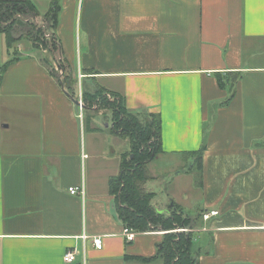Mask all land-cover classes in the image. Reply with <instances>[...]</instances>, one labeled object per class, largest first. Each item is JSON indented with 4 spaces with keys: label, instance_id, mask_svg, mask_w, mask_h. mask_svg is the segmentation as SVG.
I'll use <instances>...</instances> for the list:
<instances>
[{
    "label": "crops",
    "instance_id": "obj_1",
    "mask_svg": "<svg viewBox=\"0 0 264 264\" xmlns=\"http://www.w3.org/2000/svg\"><path fill=\"white\" fill-rule=\"evenodd\" d=\"M60 5L59 57L80 92L98 84L123 94L132 111L158 113V156L185 159L187 169L206 125L198 184L193 171L177 169L170 183L185 191L152 199L167 213L172 199L197 214L198 264H264V0ZM33 48L18 49L0 71V264H164L162 231L136 232L131 241L123 234L109 178L120 171L124 138L97 116L85 132L73 99ZM43 53L55 62L49 49ZM8 58L0 32V65ZM231 85L232 97L220 104ZM146 188L156 193L150 180ZM67 250L73 262L63 260Z\"/></svg>",
    "mask_w": 264,
    "mask_h": 264
},
{
    "label": "trees",
    "instance_id": "obj_2",
    "mask_svg": "<svg viewBox=\"0 0 264 264\" xmlns=\"http://www.w3.org/2000/svg\"><path fill=\"white\" fill-rule=\"evenodd\" d=\"M61 10L60 0H49V7L44 15L46 21H51L49 39H42V27L29 24L26 30V38H29L33 47L49 49L52 54H58L57 64L62 74L57 78L53 71H48L60 82L64 91L73 99L79 107L78 92L81 94L82 111L89 113L88 120L101 109H110L112 114V126L110 131L120 138L129 140V150L120 155V171L109 178V189L113 194L116 211L124 226L137 232L150 230L163 231L161 247L157 256L162 258L164 264H198L197 250L192 238L191 217L185 214L182 208L175 204L177 211L166 212L156 208L152 203L154 192L147 190L146 182L151 178L147 163L152 161L161 148V117L158 113L150 111H132L125 105L123 94L110 91L95 84V89L87 90L81 86V92L74 89L78 85L71 75V70L66 60L59 57L61 54L60 41L55 35L58 23V15ZM29 12L38 14L37 4L33 0H0V32L4 34L5 45L9 58L0 65L1 73L6 67L19 58L15 50L16 41L24 37L23 34L14 38L12 29L24 21L21 17ZM23 21V22H22ZM28 24V23H27ZM31 26V28H30ZM41 40H38V38ZM42 45V46H41ZM218 84L224 86L222 78L217 74ZM228 97L220 104H226L232 97L234 90L232 85L228 88ZM77 92V96H74ZM103 114V113H102ZM206 125L203 128V139L200 147L189 152L194 160L188 172L201 171V157L206 148ZM198 176V175H197ZM199 182V180H198ZM167 213V214H166ZM196 218V217H194ZM179 227L190 228L189 231L172 232ZM151 258H148L149 260Z\"/></svg>",
    "mask_w": 264,
    "mask_h": 264
},
{
    "label": "rangeland",
    "instance_id": "obj_3",
    "mask_svg": "<svg viewBox=\"0 0 264 264\" xmlns=\"http://www.w3.org/2000/svg\"><path fill=\"white\" fill-rule=\"evenodd\" d=\"M33 1L37 4L38 14H33V12H29L28 11L27 14H23L22 16L21 15H17V14L15 15V17L19 16L24 21V22L22 21L23 23H21V22L17 23L14 26V28L12 29V34H13L14 38L20 36L21 34L24 35V37H22L20 40L16 41L15 44H14V48L17 51H19V50L23 51L24 48L28 49L30 46H34L35 45V44L33 45L34 42L30 43L32 41L29 38H26V36H25L27 27H29L30 23H32L35 27H42V32L44 33V36L42 35V39H49V35H50V31H51V26H49V25L51 24V21H46L45 17H44V15L46 13V10L49 7V0H33ZM27 21H29L30 23L27 22ZM30 28H31V26H30ZM38 40H41V38L39 37ZM33 49H34V52L36 53V55L39 56L41 61L43 63H45L47 68L50 71H53L54 75L57 78H59L61 76V74H62V70H60L59 65L57 64L58 54L57 53L55 54V60H54L55 62L52 63L51 61H48L46 59V57H45V55L43 53V49H46V48L39 47V48H33ZM53 56H54V54H53ZM83 81H85V79H83ZM80 84L78 82V87L77 86L75 87V85H74V89H76L77 92L79 91ZM77 92L76 93L74 92V96H77ZM78 97H81V94H79V92H78ZM74 103L76 105L77 111H80V108L78 107L76 102H74ZM96 112H97V114L95 113V115H93L94 117L97 116L99 118V120L102 121V123L104 121H107L109 126H112V121H111L112 114H111L110 109H101L100 111H96ZM88 117H89V113L87 111H83V121H84V126H85V132L88 129V126H89ZM124 140H125V147L123 148L122 152H126L130 148L129 140L127 138H124ZM151 162L153 163L152 166L155 168V169L153 168V170L157 171V176H158L157 179H155V178L153 179L152 176H151V178L153 180H151V178L149 179L151 185L154 188H156L155 189L156 193L153 191L155 193L154 194L155 197L159 195L161 197V199H164L166 196L164 194H162V193H165V191L167 192V190H169V189L178 190L179 192H181V194H182L183 190L185 191V185L184 184H178V182H176L175 185L171 184L172 183L171 182V178H173V176H174L173 171L175 172L177 169H184V170L187 169L188 162L185 159L172 158L170 156L163 157V156H158V154H157L155 156V158ZM149 163L150 162L147 163L148 166H149ZM193 172H194V174H193L194 175L193 176V179H194L193 180V185H195V184L197 185L198 184V180H199V178H198L199 177V172L197 170H195ZM150 191H152V190H150ZM186 196L192 197L193 193H187ZM185 198L186 197L184 196V199ZM160 210L162 211L164 209H160ZM192 210H194V209H192ZM184 213L188 214L189 217H191V220H192L191 221V227H192V229L195 228L197 219L194 218V217H196L197 214L196 215L192 214V213L189 214L187 212H184ZM188 229H190V228H188ZM188 229L184 228V227H179V228L177 227V228H175V229H173L171 231L178 233V231H189ZM191 231H192V238H193V240L195 242V246H196V243L199 242V233L196 232L195 229L191 230ZM135 232H137V231H135ZM195 246H194V249H195Z\"/></svg>",
    "mask_w": 264,
    "mask_h": 264
},
{
    "label": "built area",
    "instance_id": "obj_4",
    "mask_svg": "<svg viewBox=\"0 0 264 264\" xmlns=\"http://www.w3.org/2000/svg\"><path fill=\"white\" fill-rule=\"evenodd\" d=\"M81 75L79 74V77H80ZM79 108H80V111H79V117H81L82 118V116H83V111H82V101H81V97H79ZM85 156V155H84ZM68 190H69V192L70 193H72V194H74V193H80V194H83V191H84V189H83V186H71V187H69L68 188ZM217 213V211H215V210H211V211H209V212H205L202 216H203V219H208L210 216H212V215H214V214H216ZM123 234H124V236H125V238L128 240V241H131V240H133L134 239V237H135V234H136V232L134 231V230H132V229H129V228H125L124 230H123ZM88 236H86V235H83L82 236V238L83 239H86ZM92 243H93V245H94V247H96L97 249H101L102 248V246H103V241H102V238L100 237V236H93L92 237ZM75 253H74V251H72V250H67L65 253H64V255H63V260L65 261V262H73L74 260H75Z\"/></svg>",
    "mask_w": 264,
    "mask_h": 264
},
{
    "label": "water",
    "instance_id": "obj_5",
    "mask_svg": "<svg viewBox=\"0 0 264 264\" xmlns=\"http://www.w3.org/2000/svg\"><path fill=\"white\" fill-rule=\"evenodd\" d=\"M77 103L80 104L79 101H77ZM166 207H167L168 212H171V211L175 212L176 211V207H175L172 199L169 200V202L167 203Z\"/></svg>",
    "mask_w": 264,
    "mask_h": 264
}]
</instances>
